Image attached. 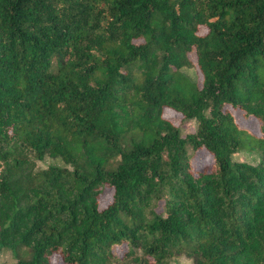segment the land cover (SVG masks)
<instances>
[{
	"label": "trees",
	"instance_id": "16d2710c",
	"mask_svg": "<svg viewBox=\"0 0 264 264\" xmlns=\"http://www.w3.org/2000/svg\"><path fill=\"white\" fill-rule=\"evenodd\" d=\"M45 156L63 164L35 168ZM0 248L264 264V0H0Z\"/></svg>",
	"mask_w": 264,
	"mask_h": 264
},
{
	"label": "rangeland",
	"instance_id": "374dc122",
	"mask_svg": "<svg viewBox=\"0 0 264 264\" xmlns=\"http://www.w3.org/2000/svg\"><path fill=\"white\" fill-rule=\"evenodd\" d=\"M204 27H200L199 31H203ZM193 59V55H190ZM183 71H185L191 78L194 76L197 78V81H199V75L196 76V71H193L192 67H183ZM196 73V74H194ZM229 110L232 112L234 118L236 119L238 125L240 127H244L250 132L257 134L258 133V125L256 120H254L252 117L244 116L242 112L236 110L235 108H232L231 106H228ZM163 116L168 118L171 122L176 124L179 127L181 135H185L188 132L193 131L195 126V121L193 119H183L181 117V114L171 108L165 107L162 111ZM187 153L189 155L190 162L193 167L201 166L205 163H209L211 160L210 155L206 152V150L202 148L198 149H192L189 146H187ZM234 159H252L254 156V153L246 150L241 149L238 151H235L232 154ZM58 164L62 165V161L58 157H49L45 156L40 160L35 161V168H41L45 167L47 164ZM110 193L111 189L107 187L106 185L103 186V190L98 197V205L101 207L103 206L107 201L110 199ZM15 261L14 256L12 253L5 248H0V264L6 263V264H13ZM48 264H63L60 260L57 254H52L49 259ZM110 264H120L117 262H111ZM123 264H131L130 262H125ZM167 264H193L192 258L185 256L184 254H176L171 256L168 259Z\"/></svg>",
	"mask_w": 264,
	"mask_h": 264
}]
</instances>
